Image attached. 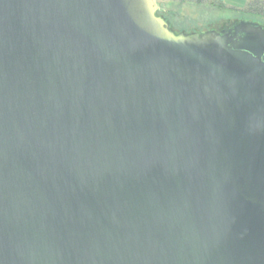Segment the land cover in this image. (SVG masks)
<instances>
[{
	"label": "water",
	"instance_id": "95a60500",
	"mask_svg": "<svg viewBox=\"0 0 264 264\" xmlns=\"http://www.w3.org/2000/svg\"><path fill=\"white\" fill-rule=\"evenodd\" d=\"M0 264H264V24L0 0Z\"/></svg>",
	"mask_w": 264,
	"mask_h": 264
},
{
	"label": "rangeland",
	"instance_id": "374dc122",
	"mask_svg": "<svg viewBox=\"0 0 264 264\" xmlns=\"http://www.w3.org/2000/svg\"><path fill=\"white\" fill-rule=\"evenodd\" d=\"M157 5L159 13L173 20L178 31L207 32L221 29L241 17L219 10L206 0H158Z\"/></svg>",
	"mask_w": 264,
	"mask_h": 264
},
{
	"label": "trees",
	"instance_id": "16d2710c",
	"mask_svg": "<svg viewBox=\"0 0 264 264\" xmlns=\"http://www.w3.org/2000/svg\"><path fill=\"white\" fill-rule=\"evenodd\" d=\"M212 5L216 6L219 10H222V11L227 10V7H225L224 5H217L213 3ZM229 10L241 16L240 18H237V19H247L251 21L261 22L264 24V0H248L244 9L242 10L229 9ZM162 16H164L167 19V21L170 22L171 27L177 33L187 32V31H178L175 27V23L173 20H171L169 17L165 15H162ZM195 32H200V31H195ZM189 33H192V32H189Z\"/></svg>",
	"mask_w": 264,
	"mask_h": 264
},
{
	"label": "crops",
	"instance_id": "0c3cea01",
	"mask_svg": "<svg viewBox=\"0 0 264 264\" xmlns=\"http://www.w3.org/2000/svg\"><path fill=\"white\" fill-rule=\"evenodd\" d=\"M199 1H203V0H199ZM206 1H210L213 4H217V5H224L225 7H227V10L224 11L226 13H234L229 9L242 10L245 8L248 2V0H206ZM155 2L158 4V0H155Z\"/></svg>",
	"mask_w": 264,
	"mask_h": 264
}]
</instances>
